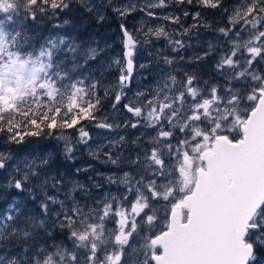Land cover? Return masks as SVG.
<instances>
[{
  "label": "snow or ice",
  "instance_id": "6c2138e0",
  "mask_svg": "<svg viewBox=\"0 0 264 264\" xmlns=\"http://www.w3.org/2000/svg\"><path fill=\"white\" fill-rule=\"evenodd\" d=\"M171 3L218 9L223 26L184 10L193 20L185 27L180 16L153 11L167 8L166 0H145L139 9L145 17L182 30L158 25L144 31L142 23L134 35L126 23L138 10L131 2L0 0V134L7 143L51 136L64 141L60 151L71 159L78 145L89 144L84 122L91 121L117 133L91 154L137 170L107 178L123 186L121 195L92 199L91 188L54 171V151L27 159L0 153V171L8 173L0 184V264H264V0ZM73 7L96 25L109 13L119 21L123 51L101 62L100 78L75 73L103 56L112 47L107 42L76 43L57 33L30 46L24 31L26 20L58 18ZM201 27L213 39L203 55L180 61L192 66L212 60L210 79L195 68L178 72L175 57L157 49L152 83L128 95L138 46L163 39L178 54L191 39L200 40ZM113 66L117 81L105 87L103 72ZM152 68L151 60L139 64L149 75ZM109 88L113 111L122 107L125 118L97 122L100 93L110 95ZM58 129H74L75 143L57 137ZM127 129L135 135L120 134ZM128 148L134 156L122 157Z\"/></svg>",
  "mask_w": 264,
  "mask_h": 264
},
{
  "label": "rangeland",
  "instance_id": "374dc122",
  "mask_svg": "<svg viewBox=\"0 0 264 264\" xmlns=\"http://www.w3.org/2000/svg\"><path fill=\"white\" fill-rule=\"evenodd\" d=\"M117 3H122L127 5L129 2L137 5V11L132 12L131 15L127 17L126 23L131 32L134 35L137 34V29H140L141 24L144 25V31L147 30L148 27L155 28L158 25H164L169 31H176L179 33L182 29L180 25L172 24L163 19H149L145 17L144 12L139 9L145 4V0H116ZM169 3L167 8H157L153 9L154 12L160 17H163L167 14H175L180 16L181 23L187 27L192 25L193 20L191 16L185 18L183 16V11L188 10L189 12L199 11L201 12L202 23L206 22L213 27L223 26L224 17L220 10L216 9L213 12L204 10H194L190 5H175L171 3V0H166ZM208 14L209 18L207 17ZM3 14H0L2 16ZM60 16V15H59ZM108 20L102 25H96L89 20H86L83 15L77 17L76 24H61V20L57 19L53 22L52 19H48L47 16H38L35 21L27 20V28L32 31L31 33V41L30 46H38L43 42V39L49 35H55L57 33L61 35H69L72 37L76 43L83 42L84 44H89L93 40H98L101 46H104L105 42L110 44L112 47L97 61L89 62L86 69L79 70L75 73V75H80V72L83 73V76L86 78L88 74L91 72L97 78L101 77V62L103 61L105 64L107 63L108 57H118L121 55L123 48L121 43V32L118 27L119 21L114 17L112 13L108 14ZM60 24L59 28L54 27V25ZM200 40L191 39V47H186L184 50L180 51L178 54L171 52L170 48L167 45V42L163 39L159 41L153 42V44L149 48H142L138 46V51L134 57V62L136 64V75L132 81L131 91L128 92L129 96L138 89V88H147L153 80L155 76V64L157 62V57L155 56V52L157 49H163L162 55H168L175 57L177 61V71L180 72L184 69L191 71L192 68L197 69L202 76V79L208 80L212 76L213 71V61L212 60H204L198 65L188 66L186 63H182L180 61V57H184L185 61L189 57H195L197 55H203V48L206 47V42L213 39V33L210 30H206L205 28H200ZM92 32L93 35L89 33ZM75 36H74V35ZM35 35H39L37 39V44H35L34 38ZM195 36V33H192ZM176 38H180L178 35ZM183 39L187 42L189 41V37L185 36ZM149 51L153 53V55H149ZM64 54H61L60 58H63ZM147 60H151L153 62V68L151 75H149L148 71L139 69V64L144 63ZM70 65V63L68 64ZM67 65V67H68ZM119 75V70L116 66H113L111 69L103 72V80L105 87L114 85L117 81ZM148 75V79L144 80L143 77ZM113 88H109L110 95L107 98H112ZM118 91V89H116ZM113 100L110 99V105L107 111L97 115V122H103L104 118L107 117V122H112L113 119L119 121L125 118L126 113L123 111L122 107L118 112H114L111 105ZM126 102V101H125ZM85 128L90 133L91 139L89 140L88 145H78L75 149L74 155L71 159L67 158L61 151L60 148L63 145V140H57L51 136L35 138L31 143L24 142L22 145L10 144L7 143L6 137L3 134H0V153H11L14 158L21 157L24 159L29 158V155H43L47 151H54L57 156V161L55 163L54 171L58 170L59 173L64 174L66 176L70 175V178L74 182H79L80 184L86 185L91 188V196L92 199H97L102 196L103 193L110 192L113 195H121L123 192V186L118 184H110L108 181V177H122L124 172H130L133 176L136 174V169L130 167L127 162H122L118 165H113L109 162H106V158L102 153H98L96 156L91 153L96 151L97 145H106L109 140L115 138L117 136L116 132H110L106 129H99L94 126V122L89 121L85 124ZM120 134H131L135 135L133 130L127 129L126 132L121 131ZM61 135L68 136L73 143H75V138L78 133L74 129L62 130L56 132V136L59 137ZM108 149L105 148L104 151ZM129 155H133L134 153L131 151V148L124 149L122 151V157H128ZM79 168L81 171L76 173V169ZM8 173L5 171H0V184H4L6 182ZM93 183H99L102 187L97 190L92 188ZM3 206V202H0V207ZM111 226V225H110Z\"/></svg>",
  "mask_w": 264,
  "mask_h": 264
},
{
  "label": "trees",
  "instance_id": "16d2710c",
  "mask_svg": "<svg viewBox=\"0 0 264 264\" xmlns=\"http://www.w3.org/2000/svg\"><path fill=\"white\" fill-rule=\"evenodd\" d=\"M225 6H227V0H225ZM190 7H192L194 10H200V11H203L204 12V10H208V11H211V12H213L214 10H216V9H203V8H200V7H198V6H195V5H190ZM81 15V13H79L78 11H77V9L75 8V7H73V8H71V9H69V10H66L64 13H61L60 14V16L58 17V18H56V17H52V18H49L48 17V19H52L53 20V22H55V20H57V19H60L61 20V24H63V21L64 20H66V19H68V20H71L72 21V23H70V24H76L77 23V17L78 16H80ZM205 15H207V17L209 18V16H208V14H205ZM27 20L25 21V26H24V31H26L27 33H29L30 34V36H31V33H32V31H30L26 26H27ZM90 35H93V33L92 32H90L89 33ZM74 35V34H73ZM72 36V35H71ZM75 36V35H74ZM39 38V35H35V38H34V40H36L35 41V44H37V39ZM198 65V64H197ZM68 67H70V65H68ZM84 69H86V68H84ZM100 95H101V99H102V104H101V106H100V109H99V111H98V113H97V115H99V114H101V113H103V112H105V111H107V109H108V107H109V105H110V99H112V98H107V96H105L104 95V93H103V91H101V93H100ZM89 121H85L84 122V124H87ZM57 131H59V129L58 130H56V132ZM46 137V136H45ZM38 138V137H37ZM33 139H35V137H25V141L26 142H28V143H31L32 141H33Z\"/></svg>",
  "mask_w": 264,
  "mask_h": 264
},
{
  "label": "water",
  "instance_id": "95a60500",
  "mask_svg": "<svg viewBox=\"0 0 264 264\" xmlns=\"http://www.w3.org/2000/svg\"><path fill=\"white\" fill-rule=\"evenodd\" d=\"M134 64H135V62H134ZM135 66H136V65H135ZM135 73H136V67H135V70H134V73H133V77H134Z\"/></svg>",
  "mask_w": 264,
  "mask_h": 264
},
{
  "label": "flooded vegetation",
  "instance_id": "af4514ba",
  "mask_svg": "<svg viewBox=\"0 0 264 264\" xmlns=\"http://www.w3.org/2000/svg\"><path fill=\"white\" fill-rule=\"evenodd\" d=\"M41 137L43 138V137H45V136H39L38 138H41ZM35 138H37V137H35Z\"/></svg>",
  "mask_w": 264,
  "mask_h": 264
}]
</instances>
